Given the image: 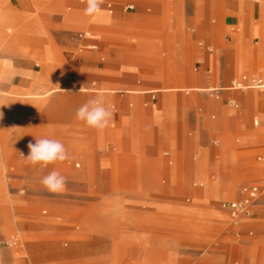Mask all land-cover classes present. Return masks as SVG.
<instances>
[{"label": "crops", "instance_id": "1", "mask_svg": "<svg viewBox=\"0 0 264 264\" xmlns=\"http://www.w3.org/2000/svg\"><path fill=\"white\" fill-rule=\"evenodd\" d=\"M86 6V0H0V31L13 32L8 45L0 46V127L4 128V148H0L35 143L36 138L59 140L74 152L84 145L81 162H74L65 175L69 202H122L108 198V192L119 187L137 194L167 189L160 177L172 178L168 165L172 162L160 156V149L172 136L166 128L176 125L183 158L184 123L183 111L173 116L167 98L181 91H199L194 98L185 95L188 104L199 107L192 105L187 114L194 132L186 140L188 147L196 148L208 136L203 114L221 112L232 126L237 125L236 113L224 110L227 93L212 97L201 91L215 85L228 88V82L257 55L264 56V0H103L101 11L91 17L84 15ZM19 40H31L38 50L32 55L20 53ZM81 44L88 50L75 58L73 50ZM92 44L97 48L91 50ZM62 76L82 79L84 85L71 88ZM186 84L201 86L188 88ZM88 91L92 94L84 93ZM93 95H103L105 106L110 104L113 111L109 126L102 131L76 119V110ZM47 96L51 97L46 100ZM113 96L116 107L111 103ZM250 98L239 99L246 105ZM143 100L152 101L151 106ZM40 104L41 111L35 115L34 108ZM240 119L246 124L245 117ZM199 149L196 157L186 160L184 182L188 189H195L187 179L207 177L209 189L216 190L217 180L206 175L204 147ZM256 158L260 160L261 155ZM117 159L123 166L117 174L119 181L111 168ZM180 167L182 172L174 180L183 176V162ZM11 170L13 195L26 192L29 197L46 198L43 202H56L60 192H49L40 183L55 170L53 164ZM262 182L251 183L263 191L251 216L258 221L251 226L264 243ZM3 185L0 176V198L12 204L15 201L3 193ZM256 205L260 208L255 211ZM242 219L230 218V223L237 225ZM6 222L3 226L0 222V244L9 232ZM12 257V248L0 246V264H11ZM256 260L264 264V247Z\"/></svg>", "mask_w": 264, "mask_h": 264}, {"label": "rangeland", "instance_id": "2", "mask_svg": "<svg viewBox=\"0 0 264 264\" xmlns=\"http://www.w3.org/2000/svg\"><path fill=\"white\" fill-rule=\"evenodd\" d=\"M12 34L0 31L1 47L8 45ZM74 37L79 38L77 34ZM17 43L18 51L22 54L32 55L38 50L32 46L31 40H19ZM86 48L81 44L72 54L75 58L81 57L88 50ZM65 65L68 66L67 63ZM248 65L228 82V88L220 89L215 85V90L201 91L212 97L221 92L227 93L224 110L227 114L236 113L237 125L232 126L221 112L201 113L207 121L205 128L208 136L201 138L196 148L186 144L188 137L194 134L187 124V114L195 104H188L185 95L194 98L199 91H181L167 98L166 102L172 103L173 116L183 111V158L179 151L177 126L173 125L166 128L172 136L160 149V156L166 158L168 163L172 162L168 164L172 166V178L164 175L160 177V181L167 184V189L137 194L119 187L108 192V198L121 199L122 202H69L66 189L55 198L56 202H43L47 199L29 197L26 192L13 195L11 167L14 172L19 166H32L26 164L21 155H28V143L8 144V148L3 149L1 139L4 128L0 127L3 193L12 196L15 201L11 204L9 200L5 202L0 198V222L3 226L7 220L9 228L5 242L0 246L13 249L15 258L12 257L11 264H257L256 256L264 243L259 241L258 233L251 224L258 219L243 218L233 225L228 213L219 207L221 200L239 198L241 185L254 182L263 184L264 90L246 86L231 87L232 81L241 80L244 76L264 78L262 54ZM62 78L71 88L84 85L82 79ZM186 85L188 88L201 86ZM84 93L92 94L90 91ZM179 94H182L181 101L178 100ZM243 95L251 96L246 105L239 99ZM93 98L94 95L91 96ZM158 98L159 95H156L154 101L159 108ZM233 98L237 99L235 103ZM151 102L148 100L144 103L151 106ZM111 103L116 107V96H113ZM42 106L40 104L34 108L35 115ZM156 107L152 108L156 110ZM195 107L199 108L198 105ZM243 117L246 118V124L240 119ZM254 119L258 120L257 125ZM199 147H204V166H208L206 175L217 180L216 190L209 189L207 177L186 178L191 180L190 184L195 189H188L184 182L186 160L196 157ZM83 148L84 145H81L76 152L67 150L70 159L53 164L54 169L66 178L74 162H81ZM257 155H261L260 160H257ZM182 162L183 176L174 180L182 172ZM120 163L117 159L111 164L114 178L118 181L120 177L117 174L123 168ZM198 189L202 190V194H197L200 193ZM258 205L255 211L260 208ZM249 241H253L252 251H249ZM35 256L38 258L36 261L40 262L35 261Z\"/></svg>", "mask_w": 264, "mask_h": 264}, {"label": "clouds", "instance_id": "3", "mask_svg": "<svg viewBox=\"0 0 264 264\" xmlns=\"http://www.w3.org/2000/svg\"><path fill=\"white\" fill-rule=\"evenodd\" d=\"M86 3L84 15L91 17L101 11L103 0H86ZM105 105L106 101L103 95L90 99L76 110V119L89 128L102 131L109 126L113 116L111 105ZM27 147L28 155H21L25 163L32 166L47 167L50 164L63 163L70 159L63 143L56 139L36 138L35 143L29 142ZM40 183L49 192L59 193L65 190L67 181L60 172L53 170L44 176Z\"/></svg>", "mask_w": 264, "mask_h": 264}, {"label": "built area", "instance_id": "4", "mask_svg": "<svg viewBox=\"0 0 264 264\" xmlns=\"http://www.w3.org/2000/svg\"><path fill=\"white\" fill-rule=\"evenodd\" d=\"M82 35L87 34H79V36ZM89 47L91 49L97 48L95 44H92ZM245 81L248 83L245 84ZM242 86L256 87L264 90V79L258 76H252L250 78H246L244 76L241 80L232 81L231 87L240 88ZM260 193L261 189L258 185H243L239 190V194L241 195L239 198L222 200L219 204V207L221 210L226 211L233 221H237L241 218H249L253 215V207L258 200Z\"/></svg>", "mask_w": 264, "mask_h": 264}, {"label": "bare ground", "instance_id": "5", "mask_svg": "<svg viewBox=\"0 0 264 264\" xmlns=\"http://www.w3.org/2000/svg\"><path fill=\"white\" fill-rule=\"evenodd\" d=\"M87 34V33H86ZM195 87V86H194ZM216 88H213V89H210V90H207V91H212V90H215Z\"/></svg>", "mask_w": 264, "mask_h": 264}]
</instances>
